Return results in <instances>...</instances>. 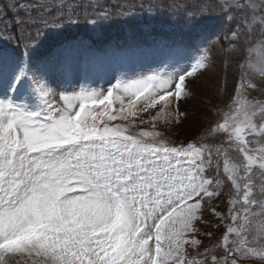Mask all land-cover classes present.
<instances>
[{
    "label": "snow or ice",
    "instance_id": "snow-or-ice-1",
    "mask_svg": "<svg viewBox=\"0 0 264 264\" xmlns=\"http://www.w3.org/2000/svg\"><path fill=\"white\" fill-rule=\"evenodd\" d=\"M90 7L0 4L8 45L0 48V264L264 261V101L249 98L264 94V0L151 4L150 14L182 15L184 34L110 48L65 35L81 16L93 28L110 20L105 11L88 21ZM230 51L242 53L238 76L220 120L202 136L220 143L176 144L158 124L179 123V102L195 96L190 81ZM75 52L90 65L102 57L151 63L116 68L106 92L84 84L69 91V78L90 70ZM224 68L227 88V60ZM221 196L226 213L217 211ZM201 225L224 230L205 246L198 237L214 234Z\"/></svg>",
    "mask_w": 264,
    "mask_h": 264
},
{
    "label": "rangeland",
    "instance_id": "rangeland-1",
    "mask_svg": "<svg viewBox=\"0 0 264 264\" xmlns=\"http://www.w3.org/2000/svg\"><path fill=\"white\" fill-rule=\"evenodd\" d=\"M172 1V0H167ZM166 1V2H167ZM54 3L55 0H52ZM85 2H89L88 0H85ZM142 2V0H141ZM179 3H189V4H198L201 3L202 0H180ZM125 2H123L124 4ZM162 3V2H160ZM94 2V8L95 7ZM151 4H156L155 0H150L148 2V5L141 4L140 6L138 3H132L130 5H127V7H123L121 9H116L118 12L122 13V9H127V12H133L131 7L141 9L143 7L149 6ZM172 4V3H169ZM93 5V3H92ZM103 4H99L98 8L100 10H108L107 8H102ZM167 5V4H166ZM110 7H115L114 5H110ZM91 16L92 17H98L95 15V9L91 6ZM13 11H11L13 15ZM9 16V12H8ZM141 16H136V20H139ZM151 18L145 19V22L142 23L141 27L142 29L146 30L147 33L143 32L145 34V39H152L155 37V34H150V30L153 26H156V29L163 28L167 32H170V36H177L181 35L179 31L183 33L182 25H183V19L181 16L178 17H168L167 20H161L156 23L150 22ZM93 19H90L89 21H92ZM107 22V21H106ZM104 22V24H106ZM104 24L102 27L99 28H93L92 24L89 23V26L92 27L93 34L95 37L100 36L101 28L104 27ZM76 25L69 26L65 32V35L70 38H78L80 40H84L85 42H88V37L84 34H82L79 31V28L75 27ZM0 27H2V24H0ZM127 32L125 30H122V32ZM184 34V33H183ZM223 34V33H221ZM0 35H3V33H0ZM129 35V34H128ZM131 37V35H129ZM144 39V40H145ZM117 45H114L112 42L103 44L102 47H115ZM8 45L6 41L0 40V48H7ZM74 57H77L79 59V62L83 67L90 68L89 71L85 73H79L75 77H70L72 87H69L68 90L71 91L73 88L75 90H79L80 84H84L87 87L90 88H97V89H103L105 92L107 88L109 87V83H114L115 78L113 76V71L116 68H120L121 70L125 71H131L136 70L140 68H147V66L151 63V58H133L123 61H117L111 57H102V60L100 63H97L95 65L89 64V57L87 53L82 52H75L73 53ZM228 62V61H227ZM238 61L234 60L232 62L235 69L233 71V74L231 73V70L228 71V74H232L233 78L238 76ZM230 66V67H229ZM227 67L231 68V62L227 65ZM216 67L213 68L211 71L204 72L202 75L198 77V79H194L190 81V86L195 93V96L192 99L187 100H181L178 105V112L180 114H183L180 116L179 123H173L171 127L169 128L167 125H164L162 122L158 124V130L164 131L167 136H169L175 143H187L189 141H196V142H204L210 145H215L220 143V139H203L202 136L206 132V130L213 125L215 122H218L220 120V117L222 115L223 110H225L224 105L229 99V95L231 94L232 87H233V81L227 83V88L224 87V89H220L219 86L215 84V78L217 77V74L215 73ZM216 75H213V74ZM222 77V76H221ZM218 80V79H217ZM65 87H67V84H65ZM64 89L61 88L60 91H63ZM255 97L257 100L264 101V94H262L259 90L251 91L250 97ZM217 108H219L221 111L217 112ZM177 110L175 102L170 108V111L175 112ZM152 115H155L154 112L151 113ZM144 118L147 119L148 115L147 113L143 114ZM141 127L148 128L150 125L144 124L141 125ZM255 146V145H254ZM230 156L232 159L236 162H238L240 159H242L238 153L232 152L230 153ZM222 163V158H221ZM257 174L253 177L257 184V191L258 186L260 184V176H259V170H254ZM227 191V186L224 189ZM228 198L226 196H221L218 200L215 201L217 207V211L221 212H227ZM208 219L212 220L213 223H216L215 220H213L211 217H208ZM223 228H220L219 231H217L214 227L205 228L203 225H201V232H212L214 234L213 238L210 240L209 238L205 237L204 235L199 236L198 238L202 240L203 244L205 246H211L212 244L216 243V238L220 236V234L223 232ZM203 248L200 249L201 252H203ZM191 251V250H190ZM213 254H219L223 255V252L221 249H216L213 251ZM202 258V257H198ZM242 264H264V261H260L256 258H247L242 261Z\"/></svg>",
    "mask_w": 264,
    "mask_h": 264
},
{
    "label": "trees",
    "instance_id": "trees-1",
    "mask_svg": "<svg viewBox=\"0 0 264 264\" xmlns=\"http://www.w3.org/2000/svg\"><path fill=\"white\" fill-rule=\"evenodd\" d=\"M91 4V6L94 8V2L96 3L95 4V15L96 16H99V15H102L105 11L110 14V20L106 22V24H104V27L101 28V31H100V36L99 37H95L94 34H93V29L91 26H89V23H86L85 22V18L84 16H81V23L79 25H76L75 27L79 28V31L86 35L91 44L94 45V46H98V45H102L103 43H108L109 40L111 38H117V33H120L122 35V39H127V34H125L124 32H122V30H127L129 32H133L136 36L135 38L138 40V34H140V36L142 35L140 33V30L139 28H137L136 26L138 24H136V16H141V18L143 19V22L145 21V19H148L149 17L152 18V20H155V22L159 21V20H167L168 19V16L166 14H161V15H156V14H150L149 12L145 11V9L148 8V6L142 8V9H138V8H134V7H131L130 9H133V12H127L128 10L127 9H122V13L118 12L116 9H121L123 7H127V5H130L132 3H138V5L140 6L141 4H144V5H148V2L150 0H88ZM167 0H155L156 4H161L160 2H162L163 4H169V3H173L174 0H172L171 2L170 1H167ZM180 0H175V2H178ZM123 2H125L123 4ZM5 3V0H0V4H3ZM87 3V2H86ZM93 3V5H92ZM101 5L103 4L102 8H107L108 7V10H100L98 8V5ZM110 5H114L115 7H110ZM92 8H89L88 9V13H87V20L89 21L90 19H94V17H92L90 14H91V10ZM12 16V13L11 11H9V17ZM181 18H183V16L181 15ZM163 32V30L160 28L159 30L156 31V35L159 36L161 35ZM133 38V37H132ZM130 43L132 42V39L129 41ZM241 55L242 53L240 54H237L235 52H228L226 54H224V56L222 57H218L217 61H216V64L214 66V68L216 67V70H215V73L217 74V77L215 78V84L216 86L218 85L219 88L221 89H224L225 85H224V82H223V77L225 75V68H224V60H227V65L229 64V62H231V68L227 67V78H228V82H232L233 81V71H234V67L232 62L234 60L236 61H240L241 59ZM231 70V73L232 74H228V71ZM213 74V75H216V74ZM222 76V77H221ZM218 79V80H217ZM227 82V83H228Z\"/></svg>",
    "mask_w": 264,
    "mask_h": 264
}]
</instances>
